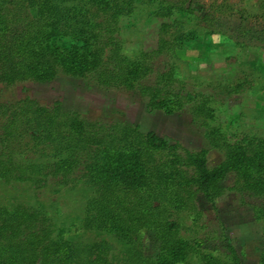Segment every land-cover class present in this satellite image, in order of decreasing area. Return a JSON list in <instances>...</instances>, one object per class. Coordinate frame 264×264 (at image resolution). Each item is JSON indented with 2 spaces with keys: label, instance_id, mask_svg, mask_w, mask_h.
<instances>
[{
  "label": "trees",
  "instance_id": "1",
  "mask_svg": "<svg viewBox=\"0 0 264 264\" xmlns=\"http://www.w3.org/2000/svg\"><path fill=\"white\" fill-rule=\"evenodd\" d=\"M190 1L0 0V84H43L67 76L133 92L153 111H186L207 143L191 149L144 133L136 123L91 121L59 101L42 105L29 95L0 102V182L41 189L79 179L92 190L73 237L55 227L41 204L0 203V264H242L228 243L225 251L206 247L197 201L202 196L215 208L226 192L255 197L261 203L252 207L253 218L264 228V137L213 125L215 95L188 90L174 70L154 72L150 65L154 56L182 46L186 34L175 41L163 36L183 26L181 16L211 23L210 14L202 15ZM143 5L172 22L160 25L154 51L130 55L121 23ZM255 10L264 16V0ZM210 150L221 155L211 167ZM229 174L233 184L224 188ZM84 232L95 237L83 246L77 239ZM146 232L159 243L156 257L144 255ZM108 237L122 248L121 258L110 257ZM257 264H264V251Z\"/></svg>",
  "mask_w": 264,
  "mask_h": 264
},
{
  "label": "rangeland",
  "instance_id": "2",
  "mask_svg": "<svg viewBox=\"0 0 264 264\" xmlns=\"http://www.w3.org/2000/svg\"><path fill=\"white\" fill-rule=\"evenodd\" d=\"M258 2L191 0L192 8L201 7L202 15L210 14L211 23H190L181 16L180 20L185 22L183 26L178 31L173 29L172 34L162 35L168 41H175L179 34H186L182 46L154 56L150 65L154 72L174 70L188 90L215 95L217 120L213 125L227 132L264 137V16L256 14ZM140 8L133 17L124 18L121 23L120 36L130 55L154 51L160 25L172 22L152 15L144 5ZM19 30L20 27L15 28L13 33ZM239 83L243 87L233 92L232 87ZM26 95L42 105L59 101L64 110L77 112L91 121L136 123L144 133L153 132L188 148L207 147L202 129L192 123L186 111L170 116L153 111L133 92L108 90L67 76L43 84L30 81L10 87L0 84V102L13 103ZM220 160V153L210 150L208 165L214 166ZM233 181V175L229 174L221 185L229 188ZM91 196L90 186L79 179L67 183L50 182L41 189L19 183L7 186L0 182V203L43 205L55 227L67 237L75 235L74 227L82 219ZM260 203L259 199L247 194L226 192L213 208L199 196L197 204L204 214L205 232L209 236L205 240L206 247L225 251L228 243L236 250L242 264H257L260 252L264 251V228L254 220L252 207ZM94 237L95 232H84L77 240L84 246ZM107 240L110 257L121 258L120 245L110 237ZM158 249L153 232H146L144 255L156 257Z\"/></svg>",
  "mask_w": 264,
  "mask_h": 264
}]
</instances>
